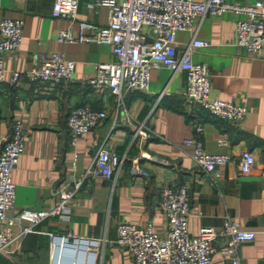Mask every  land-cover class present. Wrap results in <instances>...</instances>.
I'll return each mask as SVG.
<instances>
[{
    "label": "crops",
    "instance_id": "crops-1",
    "mask_svg": "<svg viewBox=\"0 0 264 264\" xmlns=\"http://www.w3.org/2000/svg\"><path fill=\"white\" fill-rule=\"evenodd\" d=\"M55 0H0V24L4 19L24 20L23 41L15 53L4 56L6 80L0 85V135L8 138L13 121H21L27 144L13 173L17 186L15 208L43 209L55 206L59 190L78 178L80 168L94 163L103 147L116 149L124 160L110 180L86 179L75 194L70 223L51 217L36 226V232L15 241L0 264H51L52 234L72 231L81 238H107L97 264H135L131 255L116 243L120 223L153 221L164 233L166 217L160 209V187L187 184L194 214L189 231L197 236L203 227L221 228L225 220L241 223L258 232L253 242L239 252L241 264H264V52L251 58L234 43L238 16L233 13L198 17L193 28L179 32V48L193 40L208 42L193 59L208 67L212 96L234 101L250 109L240 125L217 120L205 113L204 146L212 154H229L233 160L205 175L193 160L194 148L185 141L194 136L190 122L195 110L185 99L186 76L170 68H155L149 89L126 92L123 102L113 96L94 94L88 80L100 64L114 59L111 47L102 43H60L61 30L78 31V23L52 14ZM201 1V0H194ZM253 3L257 0H227ZM90 0H81L78 19L105 24L106 8L90 10ZM62 53L76 63L72 79L62 89L47 90L28 80L10 83L14 72L33 70L43 56ZM89 103L106 110L108 118L95 130L72 144L67 118L72 108ZM197 113V112H196ZM203 113V112H202ZM143 125L150 137L134 138L133 126ZM225 139L228 146H220ZM244 150L258 153L259 167L242 175L239 157ZM79 168V171H78ZM148 171L143 175L140 170ZM74 242H56L54 263ZM213 264H232L219 252Z\"/></svg>",
    "mask_w": 264,
    "mask_h": 264
},
{
    "label": "built area",
    "instance_id": "built-area-1",
    "mask_svg": "<svg viewBox=\"0 0 264 264\" xmlns=\"http://www.w3.org/2000/svg\"><path fill=\"white\" fill-rule=\"evenodd\" d=\"M81 0H55L53 16L78 23V31L61 30L60 43H102L111 47L114 59L97 66L88 80L94 94L113 96L124 101L126 92H145L149 89L151 74L155 68L166 67L181 71L186 76L185 99L195 108L191 115L194 136L185 144L194 148L196 166L208 176L217 174L220 165L233 160L229 154H212L204 146L206 116L240 125L250 109L234 101L212 96L211 73L206 65L194 61L193 55L208 46V42L195 39L185 48H179L177 34L193 28L196 18L233 13L238 16L234 43L251 58H261L264 52V0L253 3H232L227 0H90L89 9L95 13L100 8L108 12L107 22L97 24L78 19ZM24 20L4 19L0 24V85L6 80L4 56L19 50L23 41ZM76 63L62 53L45 55L31 71L14 72L10 83L18 85L28 80L53 91L66 87L75 72ZM203 112V113H202ZM205 112V113H204ZM109 114L96 110L89 103L71 109L67 126L72 144L77 138L98 128ZM134 138L150 137L143 125L133 126ZM27 144L21 121H13L8 138L0 135V255H9V247L15 241L36 232V226L51 217H59L62 224L70 223L75 206V194L86 179L110 180L121 170L124 160L113 148H101L94 163L78 168L79 175L71 184L59 190V202L43 209L15 208L17 186L13 173L18 168ZM220 146H228L225 139ZM259 167V155L250 150L242 151L239 170L250 174ZM140 172L148 176V171ZM264 174V173H263ZM160 209L166 217V230L159 232L153 221L145 224L122 222L117 228L116 243L131 255L135 264H213L221 254L241 264L240 246L253 242L258 232L246 229L241 223L228 218L221 228L203 227L197 236L189 231V220L194 214L187 184L160 187ZM264 237V226L261 230ZM90 242L97 253L96 264L103 254L108 239L81 238L74 232L52 234V262L54 264L56 242ZM71 256V250L65 251Z\"/></svg>",
    "mask_w": 264,
    "mask_h": 264
},
{
    "label": "bare ground",
    "instance_id": "bare-ground-1",
    "mask_svg": "<svg viewBox=\"0 0 264 264\" xmlns=\"http://www.w3.org/2000/svg\"><path fill=\"white\" fill-rule=\"evenodd\" d=\"M71 250V256L65 252ZM97 253L92 250L90 242L76 241L72 249H64L62 256L54 264H96Z\"/></svg>",
    "mask_w": 264,
    "mask_h": 264
}]
</instances>
